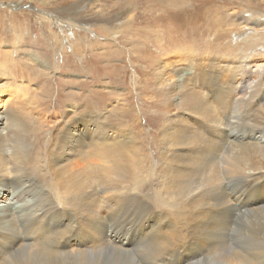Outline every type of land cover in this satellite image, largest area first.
Returning a JSON list of instances; mask_svg holds the SVG:
<instances>
[{"label": "bare ground", "instance_id": "bare-ground-1", "mask_svg": "<svg viewBox=\"0 0 264 264\" xmlns=\"http://www.w3.org/2000/svg\"><path fill=\"white\" fill-rule=\"evenodd\" d=\"M144 2L156 12L143 10L145 5L133 21L115 26L133 42L143 40L132 50L146 67L163 54L165 43L166 51L194 56L188 69L172 72L179 79L168 84L167 91L159 89L167 95L174 92L175 98L154 103L158 110L169 107L167 113L176 112L153 116L155 134L144 135L138 126L121 135L103 115L88 109L66 112L53 126L45 124L51 118L46 114L41 124L48 128L39 134L41 128L34 133L22 130L13 110L1 115L0 201L7 203L0 206V264H264V241L245 249H233L229 243L237 216L264 212V67L250 80V55L245 53L231 64L232 73L221 74L211 57L201 59L202 52L197 53L202 39L200 30L195 34L201 27L197 22L205 12L201 6L193 10L196 1ZM248 15L254 27L264 26L263 17ZM28 17L25 28L13 23L17 31L32 28L35 17ZM36 21L52 52L60 43L51 28L54 21ZM98 27L107 37L108 27ZM152 30L157 43L150 39ZM84 40L79 35L70 42L72 55L83 48ZM90 40L88 46L98 43ZM1 63L10 70L8 61ZM141 72L136 83L144 80L146 88L158 93L159 76L149 69ZM123 113L126 119L132 116L131 110ZM144 138L156 146L155 156L142 151ZM149 162L159 169L161 180L103 179L143 169L147 175ZM233 182L238 187L230 190ZM150 189L151 195L143 193ZM52 191L53 198L48 197ZM254 226L262 231L264 221ZM72 232L83 241L70 237Z\"/></svg>", "mask_w": 264, "mask_h": 264}, {"label": "rangeland", "instance_id": "rangeland-1", "mask_svg": "<svg viewBox=\"0 0 264 264\" xmlns=\"http://www.w3.org/2000/svg\"><path fill=\"white\" fill-rule=\"evenodd\" d=\"M194 1L196 2H194L193 10L201 6L205 12V15L199 17L197 25L200 23L201 27H198V32L195 33L202 32L197 51V53L202 52L200 58L209 59L211 57L214 68L227 76L234 70L230 67L231 64H236L240 56L249 53L248 70L251 72L250 80H253L256 71L264 67V26L254 27L246 18L248 14H257L256 17L264 18V0ZM196 3L199 6H196ZM134 4L136 8L133 9ZM145 5L144 0H112L111 2L109 0H0V116L7 115L13 110L14 117L20 118L19 120L15 117L14 120L21 122L22 130L34 133L41 128L40 132L37 131L39 134L43 129L48 128L41 124L46 114L51 118L45 124L53 126L66 112L70 114L72 111L71 114H75L88 109L92 111V114L103 115L104 121L121 135L134 131L137 129L136 126L144 128L143 135L145 131L155 134L157 123H154L153 116L161 114L163 117H169L171 113L176 112V109H170L167 113L169 107L158 110L154 103L158 101L159 104L168 98L170 100L175 98L174 92L167 95L161 90L167 91L168 84L179 79V76L172 72L188 69L191 66L189 64L192 61L191 57L194 56L183 55L182 50L166 51L168 45L165 43L163 46L165 51L161 52L163 54L154 61L151 68L144 65L138 57L139 52L132 50L133 44L139 46L143 40L137 41L136 39L133 42V38L129 39L130 34H119L122 28L115 24L133 21V16ZM147 9L150 10L146 5L143 10ZM153 9L150 11L156 12L157 8L153 7ZM21 13L35 17V21L31 16L20 15ZM13 14L15 16H12ZM27 17L33 20L31 25L33 29L23 31L22 29L25 28L23 21ZM36 17L54 21L51 28L58 34L60 43L52 52L42 41L43 37L38 29L39 22L36 21ZM14 22H19L23 28L17 31L13 25ZM98 26L108 27L107 37H105V31L99 29ZM154 30L150 33V39L157 43ZM79 35L84 36V45L76 55L73 54V57V44L70 45V42L74 43ZM123 36L128 38H122ZM89 40L98 43L91 47L86 44H90ZM102 43H108V45H102ZM153 48L150 46V49ZM70 54L71 58L67 60V55ZM2 61L4 63L8 61L5 65L10 66V70L2 66ZM142 69L144 71L149 69L150 72L159 76V80H156L158 93L153 94L146 88L148 85L144 83V80L136 83L135 78H140ZM169 99L166 102L170 101ZM56 109H58L57 112ZM125 110H131L130 119H126L127 116L125 117L123 113ZM133 117L135 120H132ZM190 119L188 118L189 121ZM195 120L196 118H193L194 122ZM3 124L1 121L0 129H3L4 126H1ZM193 126L198 128L196 123ZM82 130L84 132V129ZM43 142L45 143V139ZM40 145L41 141H38L36 146ZM142 145L143 152L148 153L150 157L156 155L158 150L149 139L144 138ZM145 165L149 170L147 175L143 169L134 170L127 176L124 172L110 173L108 176H103V179L161 180L159 169L156 166H151L150 162ZM237 187L236 182L230 184V190ZM143 193L151 195V189L144 190ZM35 194L37 196L38 192ZM48 197L53 198V191ZM6 203L0 201V206L3 207ZM63 211L61 208L57 209V212H61V216ZM263 215L264 212L259 215L244 213L234 219L229 229L231 237L229 243L233 249H241V246L244 247L243 249L249 248L258 242L263 244L264 230L261 231V228L254 226L261 225L264 221ZM124 227L125 225H122L120 229ZM70 237L83 241L79 233L72 232ZM243 242L247 245H243ZM131 252L133 256L136 254L133 249Z\"/></svg>", "mask_w": 264, "mask_h": 264}]
</instances>
